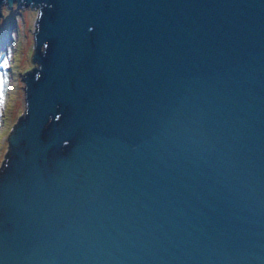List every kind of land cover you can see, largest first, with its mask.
Returning a JSON list of instances; mask_svg holds the SVG:
<instances>
[{
	"label": "water",
	"instance_id": "water-1",
	"mask_svg": "<svg viewBox=\"0 0 264 264\" xmlns=\"http://www.w3.org/2000/svg\"><path fill=\"white\" fill-rule=\"evenodd\" d=\"M14 3L0 264H264V0Z\"/></svg>",
	"mask_w": 264,
	"mask_h": 264
},
{
	"label": "rangeland",
	"instance_id": "rangeland-1",
	"mask_svg": "<svg viewBox=\"0 0 264 264\" xmlns=\"http://www.w3.org/2000/svg\"><path fill=\"white\" fill-rule=\"evenodd\" d=\"M0 17V165L7 136L25 109L22 73L30 69L36 10L4 6Z\"/></svg>",
	"mask_w": 264,
	"mask_h": 264
},
{
	"label": "built area",
	"instance_id": "built-area-1",
	"mask_svg": "<svg viewBox=\"0 0 264 264\" xmlns=\"http://www.w3.org/2000/svg\"><path fill=\"white\" fill-rule=\"evenodd\" d=\"M17 7H21L22 8V6L20 5V6H17Z\"/></svg>",
	"mask_w": 264,
	"mask_h": 264
},
{
	"label": "clouds",
	"instance_id": "clouds-1",
	"mask_svg": "<svg viewBox=\"0 0 264 264\" xmlns=\"http://www.w3.org/2000/svg\"><path fill=\"white\" fill-rule=\"evenodd\" d=\"M14 4H15V3H14ZM14 4H13V5H14ZM22 7H23V6H22Z\"/></svg>",
	"mask_w": 264,
	"mask_h": 264
},
{
	"label": "bare ground",
	"instance_id": "bare-ground-1",
	"mask_svg": "<svg viewBox=\"0 0 264 264\" xmlns=\"http://www.w3.org/2000/svg\"><path fill=\"white\" fill-rule=\"evenodd\" d=\"M22 116V115H21Z\"/></svg>",
	"mask_w": 264,
	"mask_h": 264
}]
</instances>
